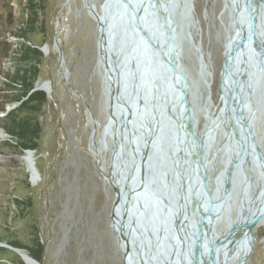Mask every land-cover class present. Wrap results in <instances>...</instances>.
I'll list each match as a JSON object with an SVG mask.
<instances>
[{
	"label": "water",
	"instance_id": "water-1",
	"mask_svg": "<svg viewBox=\"0 0 264 264\" xmlns=\"http://www.w3.org/2000/svg\"><path fill=\"white\" fill-rule=\"evenodd\" d=\"M83 2L97 25L108 110L101 136L103 143L108 136L113 144L109 172L99 159L98 168L114 192L110 220L122 264H230L226 262L230 249L243 237L237 226L244 223L233 221L231 227L230 173H239L240 191L246 195L251 171L243 170V161L253 165L251 159L256 157L264 181V153L256 145L254 128L261 117L264 125V0H224L228 29L221 81L226 104L207 121L212 114L206 103L202 106L204 123L198 138L192 133L194 82L183 69L180 45L182 39L192 44L191 32L198 29L193 0H103L100 14L89 0ZM53 43L63 64L56 35ZM198 64L203 77L205 64ZM34 90L48 94L51 85L36 80ZM177 103L180 107L175 109ZM176 110L177 120L172 115ZM89 118L94 134L96 122L90 111ZM216 131L222 135L216 154L222 150L227 156L210 190L206 173L211 161L206 164L204 159ZM22 158L37 175L34 150H24ZM257 218L244 229L248 249L234 264L248 260ZM12 248L19 254L24 251Z\"/></svg>",
	"mask_w": 264,
	"mask_h": 264
},
{
	"label": "rangeland",
	"instance_id": "rangeland-1",
	"mask_svg": "<svg viewBox=\"0 0 264 264\" xmlns=\"http://www.w3.org/2000/svg\"><path fill=\"white\" fill-rule=\"evenodd\" d=\"M22 2L0 0L3 73H11L16 62L14 52L5 55L7 44L3 41L13 44L14 49L19 47L20 40L13 32L25 22ZM102 2L89 0L96 11ZM193 5L198 29L191 32L192 44L182 39L180 45L183 69L190 83L194 82L193 105L200 130L204 123V103L209 106L212 118L225 104L221 69L228 12L224 0H193ZM10 13L14 16L12 25ZM37 18L31 23L33 31L28 33V38L42 52L37 80L39 84L48 81L51 90L48 94L44 92L47 101L38 116L42 131L34 149L37 175L31 172L30 165L22 158L24 153L17 150L5 131L2 132L5 136H0V264H122L110 220L114 192L98 168L99 159L105 172H109L113 144L108 136L103 143L101 136L108 110L102 86L103 69L98 62L96 21L83 0H45V8ZM54 35L64 57L63 64L53 43ZM199 61L205 64L207 75L203 77L199 75ZM42 86L49 90L48 84ZM3 96L4 92L0 91V98ZM89 111L96 122L94 134ZM254 128L256 145L264 153V125L260 122ZM221 140L218 133L205 160L206 164L211 161L207 166L210 190L215 188L213 179L227 156L219 150L213 157L212 152ZM251 161L252 166L243 161V170L251 171L246 195L240 191L239 173L235 170L230 173L231 227L233 221L244 219L240 228L243 237L237 247H232L235 254L248 249L243 232L257 217L249 211L252 201L257 199L259 203L264 198L260 160L255 157ZM257 220L251 235V253L243 264H264V216ZM13 244L24 251L17 253ZM232 254L230 251V257ZM227 262L234 264L235 259Z\"/></svg>",
	"mask_w": 264,
	"mask_h": 264
},
{
	"label": "trees",
	"instance_id": "trees-1",
	"mask_svg": "<svg viewBox=\"0 0 264 264\" xmlns=\"http://www.w3.org/2000/svg\"><path fill=\"white\" fill-rule=\"evenodd\" d=\"M22 3L26 15L25 22L13 32L20 40L19 47L14 49L13 44L3 41L7 44L5 55L14 52L16 62L11 73H3L0 70V77H3V80H0V91L4 92V96L0 98V112H5L7 105L16 106L0 116V127L23 154L24 150L36 148L37 139L42 131L38 116L42 113L47 98L42 90L32 91L39 74L38 64L42 52L28 38V33L33 31L30 29L31 23L33 19L37 21L38 14L43 12L45 0H24ZM10 16L12 25L14 16L12 13ZM2 56L4 55H0ZM13 245L19 247L17 244Z\"/></svg>",
	"mask_w": 264,
	"mask_h": 264
},
{
	"label": "bare ground",
	"instance_id": "bare-ground-1",
	"mask_svg": "<svg viewBox=\"0 0 264 264\" xmlns=\"http://www.w3.org/2000/svg\"><path fill=\"white\" fill-rule=\"evenodd\" d=\"M89 4V3H88ZM88 9V8H87ZM88 11H90V10H88ZM95 12L97 13V14H100V12L99 11H96L95 10ZM89 13H91V12H89ZM91 15H93L92 13H91ZM205 75H207V72H206V74ZM208 84V83H207ZM210 88V87H209ZM222 88H223V93H225V88H224V86L222 85ZM209 92V91H208ZM224 95V94H223ZM205 104V103H204ZM225 104H226V101H225ZM208 105L206 104V107H207ZM180 106H179V103H177L176 104V106H175V109L176 108H179ZM211 114V113H210ZM208 117L210 118L211 116L209 115V116H207L206 117V121L208 120ZM259 117H261V116H259ZM212 118V117H211ZM262 117H261V120H260V122H262ZM3 134H2V132L0 131V136H2ZM190 137H191V135H190ZM193 138V137H192ZM193 142V141H192ZM193 144H195V143H193ZM206 159H204V161H205ZM199 174H196V177H197V182H200V179H199V176H198ZM261 194V193H260ZM259 194V195H260ZM258 195V196H259ZM264 197V196H263ZM247 202H248V200H247ZM252 206L250 207V214L251 213H255L256 215H257V217H260V216H264V198L263 199H261V202H257V199H254L253 201H252ZM260 206V208L259 209H257V207H259ZM238 221H244V219L242 218H240V219H237L236 220V222H238ZM243 223H241V225H238L237 226V228H241L243 225H242ZM230 251L233 253L232 254V256L230 257V259L231 258H234L235 259V262L238 260V258H239V256L241 255V254H239L238 252L235 254V252H234V250H232V248L230 249ZM234 255H235V257H234ZM34 262V261H33ZM226 262H227V260H226ZM234 262V263H235Z\"/></svg>",
	"mask_w": 264,
	"mask_h": 264
},
{
	"label": "flooded vegetation",
	"instance_id": "flooded-vegetation-1",
	"mask_svg": "<svg viewBox=\"0 0 264 264\" xmlns=\"http://www.w3.org/2000/svg\"><path fill=\"white\" fill-rule=\"evenodd\" d=\"M172 115H173V117H174L176 120L178 119L179 114H177V110L174 111V112L172 113ZM215 115H216V114H215ZM201 130H202V128H201L200 130L197 128V126H196V122H195V128L192 130V133H193L194 138H198V137L201 135ZM217 134H218V131H216V133H215V137H216ZM194 140H195V139H194ZM216 151H217V148H216L215 151L212 152L213 157L216 156ZM207 159H208V157H207ZM207 166H208V165H207ZM178 167L181 168V165L177 166V169H178ZM196 172H197V171H196ZM176 174L179 175V177H180L181 172H180V171H177ZM206 174L208 175V173H206ZM196 185H197V183H196Z\"/></svg>",
	"mask_w": 264,
	"mask_h": 264
}]
</instances>
